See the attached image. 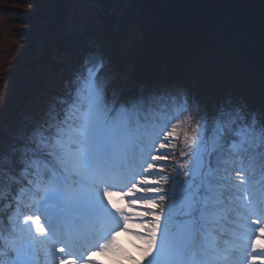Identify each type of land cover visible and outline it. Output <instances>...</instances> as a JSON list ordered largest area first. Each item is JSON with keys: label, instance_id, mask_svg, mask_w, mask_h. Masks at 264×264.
<instances>
[{"label": "snow or ice", "instance_id": "1", "mask_svg": "<svg viewBox=\"0 0 264 264\" xmlns=\"http://www.w3.org/2000/svg\"><path fill=\"white\" fill-rule=\"evenodd\" d=\"M104 71L102 60L90 66L86 62L59 106L54 105L32 129L25 149H47L52 160L46 180L36 186L35 203L23 206L35 211L23 212L15 198L13 227L19 238L0 249V264H35L33 250L41 246L50 257L48 264H99L93 260L97 252L108 256L111 264H264V108L219 109L211 147L204 117L191 135L185 130L191 156L179 165L182 172L174 170L172 195L163 205L150 195L163 191L156 186L160 180L150 177L162 170L156 162L167 157L152 155V150L157 142L159 149L171 144L179 137L180 126L195 116L181 120V111L171 117L177 121L171 129L170 119L157 127L159 122L153 120L159 97L149 93L119 107L109 105ZM137 146L141 172H131L129 179L127 169L137 159ZM21 165L23 174L28 161L18 148L9 153L0 148V172ZM161 179L169 182L168 176ZM114 196L130 199L121 207ZM165 199L158 197L160 202ZM225 209L248 221L246 234L238 238L242 243L222 245L219 234L210 235L215 218ZM137 220L140 223H134ZM134 228L146 231L133 232ZM120 232L133 233L140 241L133 245L139 259L118 242Z\"/></svg>", "mask_w": 264, "mask_h": 264}, {"label": "trees", "instance_id": "2", "mask_svg": "<svg viewBox=\"0 0 264 264\" xmlns=\"http://www.w3.org/2000/svg\"><path fill=\"white\" fill-rule=\"evenodd\" d=\"M97 58L105 65L109 105L119 107L149 93L159 97L155 111L166 100L181 98L180 119L195 116L180 126L177 139L164 149L157 142L152 153L166 157L174 153L165 191L154 194L158 203L167 205L174 170L182 172L179 165L192 152L185 145L184 131L191 135L204 117L211 147L219 109L264 108V0H0V148L5 153L18 148L28 161L23 174V165L0 172L3 250L4 234L17 232L15 198L23 212L30 209L23 206L30 205L36 186L44 181L36 171L42 164L49 167L52 159L47 149H25L32 129L54 105L59 106L82 66ZM176 123L172 120L168 128ZM181 151L189 155L182 156ZM165 161L156 163L163 167ZM13 175L15 179H10ZM161 195L166 197L163 202L158 200ZM9 197L11 208L6 206ZM118 242L139 259L133 245L140 241L134 234L129 241Z\"/></svg>", "mask_w": 264, "mask_h": 264}, {"label": "rangeland", "instance_id": "3", "mask_svg": "<svg viewBox=\"0 0 264 264\" xmlns=\"http://www.w3.org/2000/svg\"><path fill=\"white\" fill-rule=\"evenodd\" d=\"M102 55V54H101ZM97 61H99V58H97ZM182 105V100L181 98H178L176 101H171V100H166L164 102V105L162 107H158L157 110L154 113V116L156 117L155 120H153V123L156 124L157 121L159 122L157 124V127H161L163 126V123L165 121V119H171L172 116L177 115V113H179L180 110V106ZM171 125V122L168 124V126ZM214 138V137H213ZM213 141V139H212ZM154 150V149H153ZM152 150V153H153ZM141 149L139 146H137L136 148V152H137V159L135 160L134 163L130 164L128 166V173H129V179H131V172H136V173H140L141 172V168H140V163L141 160L139 159V153H140ZM171 157H167V159H165V163L166 166L163 167H159L162 170L154 172L151 175V179H159L160 177H164V176H169V170L171 168H173V162L175 161L174 153L171 152L170 153ZM52 160V159H51ZM145 167L147 166L146 164L144 165ZM48 165L47 164H42L40 165L39 169L36 171V175L37 177H39L42 180H46V176L45 173L48 171ZM147 175V174H145ZM259 178V177H257ZM160 188L163 189V191H165V188L167 186V183H164L163 181L160 180V184L156 185ZM139 187V185H138ZM118 190V189H117ZM126 190V189H125ZM35 193V192H34ZM32 194L30 197L31 203L30 205L34 204L37 197L35 196V194ZM153 196L154 198V194H150ZM129 197H124L122 200L120 197L118 196H114L113 200L117 201L119 206L124 207L125 205L128 204L129 202ZM137 208H141V205L138 204ZM35 209L30 207V209H26L25 213H32L34 212ZM157 212L160 211V208L158 207L156 209ZM256 217H252V219H255ZM148 219H151V217H148ZM20 220L22 221V216L20 217ZM41 221L43 222V216H41ZM134 223H140V221H134ZM248 224L247 220H242L240 218V216H237L234 213L229 212L228 210H226V212L224 213V215L220 218L219 221H216L213 225H212V231L210 232L211 236H215L216 234H219L222 239H221V244L223 245L225 242H230V243H242V240H239V237H242L243 235L246 234V225ZM144 229H140V231H143ZM215 230V233L212 235V232ZM9 233H12L11 236H9ZM9 233H5L4 237H6V239L3 241V243L8 247L13 240L18 239L19 238V233L18 232H11L9 231ZM87 231L85 230L84 233H81V235H86ZM123 239L125 241H129L131 238H133V234L132 233H125V232H120L119 236L117 237V239ZM83 242V240H82ZM57 247H59V245H57ZM2 248V246L0 247V249ZM93 251H95V249H93ZM33 255H34V260H35V264H48L50 257H47L45 255V250L44 247L41 246L39 248H36L33 250ZM57 255H60L59 253H57ZM93 260L94 261H98L99 264H111V261L109 259L108 256L102 255L100 253H96L93 256Z\"/></svg>", "mask_w": 264, "mask_h": 264}]
</instances>
